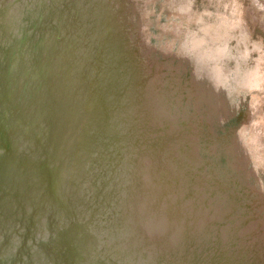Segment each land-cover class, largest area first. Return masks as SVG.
Masks as SVG:
<instances>
[{
  "label": "water",
  "instance_id": "water-1",
  "mask_svg": "<svg viewBox=\"0 0 264 264\" xmlns=\"http://www.w3.org/2000/svg\"><path fill=\"white\" fill-rule=\"evenodd\" d=\"M153 1L0 0V264H264V235L241 244V224L203 208L217 181L228 209L242 189L264 220L255 108L209 160L196 143L260 89L264 58L225 48L246 32L223 0H169L175 40L151 46Z\"/></svg>",
  "mask_w": 264,
  "mask_h": 264
},
{
  "label": "rangeland",
  "instance_id": "rangeland-1",
  "mask_svg": "<svg viewBox=\"0 0 264 264\" xmlns=\"http://www.w3.org/2000/svg\"><path fill=\"white\" fill-rule=\"evenodd\" d=\"M208 1H210V3H207ZM211 2L212 0H190V5L192 6L191 8L192 10L193 8L196 9L197 7L198 8L197 11L200 12L202 10H211L210 9L211 7H208V4L211 5ZM166 4L169 5L171 3L169 2V0H167V3L164 0H154L150 6V16H149L150 24L154 23V25L151 26L149 24L147 27L150 32L149 35L151 36V40H150L151 46L158 44V41H155L154 38H159L160 41H165L167 37V41H170V42L175 40V39H172V37L168 36V34L170 33L163 34L161 32L162 31L161 25L170 26L169 24L170 22H175V19L173 16V7L166 6ZM117 7L120 8L119 4H117ZM229 8H232L233 10L237 12L239 22L246 33L243 36L239 35V38L242 37L241 44H238L237 41H234L236 39L235 37H233L232 39H230V41L228 42L225 48L232 55L240 54L243 48L246 49L245 51L247 52L248 62L249 61L252 62L254 59L258 58L259 56H261L263 59L264 58V0H223L220 2V5H218V9H225L226 11H228ZM256 9L263 10L261 12L258 11L259 12L258 17L255 16L257 12ZM121 15H123V13ZM124 22H126L125 18H124ZM130 24L125 23L126 27L129 26ZM229 63L228 65H230ZM259 67L262 69V71H264V61H262ZM171 68L172 66L163 65L159 71H162L165 75L169 73ZM150 70L151 72H153L152 67L150 68ZM137 73H139V70ZM260 85L261 87L257 92H254V93L253 92H250V93L242 92L241 95L231 98L232 99L231 101L234 102L235 107L231 108L232 109L231 112L228 114L227 117H225V120L223 122H220V124L218 122V125L214 126L212 130H210L212 132V139L214 142L201 139V137H206L208 135L210 136V132L206 130L205 128H201L202 129L201 131H197L198 136L201 139V140H197L196 142L198 145V150L201 153H203L201 158L205 160L210 159V157L206 155L207 154L206 149L210 148L213 145L211 143H214L217 148V150H213V151L220 152L222 147L216 144V140H219L220 138H222L224 136V133L228 129L236 126L239 122L244 121L245 115L248 113V110H250L251 107L255 108V110L253 111L254 115H253V120H252L254 125L252 124V126L257 127L259 131V135L261 136V140H259L260 147L262 146L261 147L262 149H259V150L256 149L257 151L254 152L256 153L255 157L264 158V81ZM251 93L257 95L258 99L256 101H254L251 98V95H250ZM182 97L184 98V96ZM223 98L228 99L229 97H223ZM252 105H255V106H252ZM184 109H188L186 110V113L188 115H191V116L194 115V111H190L192 110V107H185ZM178 115L181 116V114H178ZM256 124L257 126H255ZM251 166H253V168L255 169L254 172L256 173L258 180L264 185V163H262V167L260 166L255 167L252 164ZM207 171L208 170H205L202 173H197V172L192 173V176L189 175L186 178L189 179L188 182H190L192 185L195 186L197 184L196 181L200 178L199 175L203 177H208L210 175V172L208 173ZM229 177L230 176L227 173L220 174V181H223L224 178L226 180ZM210 178H213V175H210ZM217 184H219V182L215 181L211 183L209 180H207L206 186L208 190H206L205 192H208L210 196L213 193V197H209L206 200L205 206L203 205L205 212L206 211L212 212L211 215L207 213L206 222H208L211 218H212L211 219L212 221H210L208 224L213 225L217 222V220L214 219L216 217L214 216L215 212L221 218H223L224 215L228 216L229 214V216L232 218L230 222L233 225L237 224V226L241 224L240 230L243 229V232L242 231L238 232L234 236V238H236V240L239 241V243H241L240 239L243 238L242 240L244 243L246 242L249 246L255 247L257 244L261 242L263 235H264V220H262V218L260 217V212L257 211L258 209H256L253 205H251V202L250 203L248 202V205H247L248 198L245 196L244 192L242 193L243 191L242 189L238 190L237 192L234 191L235 189H233L234 191L232 192L234 195L233 203H235L236 206L231 209H228L227 207L228 200L226 199L227 195H225L222 192L223 189L220 190L221 186L220 187L216 186ZM262 191L264 193V187ZM255 199L253 197H250L249 201L255 200ZM240 207H242V209H240ZM226 219H227L226 217L223 219L224 224L229 222ZM237 220H240V222ZM98 224L101 225L100 223ZM94 234H97V233L94 232ZM214 239L215 237L211 236L207 243L208 244L210 243L211 246L216 245V241ZM220 240L223 241V238L220 237ZM26 243H27L26 245H28L30 249H32L31 251H34L35 244L29 241H26ZM217 243H220V241ZM24 246H25V243H24Z\"/></svg>",
  "mask_w": 264,
  "mask_h": 264
}]
</instances>
